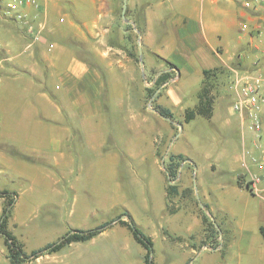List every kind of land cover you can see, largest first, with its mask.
<instances>
[{
    "label": "crops",
    "instance_id": "1",
    "mask_svg": "<svg viewBox=\"0 0 264 264\" xmlns=\"http://www.w3.org/2000/svg\"><path fill=\"white\" fill-rule=\"evenodd\" d=\"M245 1L126 0L124 21L119 0H27L21 20L0 0V175L27 182L23 214L32 207L41 215L39 225L16 231L15 194L8 230L30 254L111 223L22 264L65 253L84 264L93 253L86 246L103 237L110 260L144 264L146 250L117 222H128L125 214L150 238L152 264H264V185L257 194L245 187L264 171V130H251L231 108L245 83L264 79V0ZM145 71L151 86L167 79L149 102ZM205 72L209 118L190 121L217 125L221 151L207 150L205 164H196L174 146ZM105 102L107 148L95 151ZM223 108L235 119L222 120ZM169 156L184 160L177 167ZM226 160L231 170L222 177ZM168 169L177 171L170 194ZM99 212L107 222L90 224ZM0 253L9 264L1 236Z\"/></svg>",
    "mask_w": 264,
    "mask_h": 264
},
{
    "label": "rangeland",
    "instance_id": "2",
    "mask_svg": "<svg viewBox=\"0 0 264 264\" xmlns=\"http://www.w3.org/2000/svg\"><path fill=\"white\" fill-rule=\"evenodd\" d=\"M119 2H120L119 4H120V9H121L122 8V1L119 0ZM145 77H146L144 79L145 85L146 86L148 85L149 87L154 89V86H151L149 84L151 77H149V75L147 74L146 71H145ZM146 86H145V90L147 89ZM146 93H147V91H146ZM151 97H149V95L147 93V97H146L147 102L150 101ZM102 108H103L102 111H103L104 115H101V116L96 118L97 119V122H96L97 145H96L95 151H102L99 148V147H101V144H104L105 148H107V102L103 103ZM221 116H222V120H225V118L228 120H233V118L235 117V116H232V117L229 116V114L227 113L226 110H224V108H223V110H221ZM115 117H116V113H114L112 115L111 119L114 120ZM220 122L221 121H219L218 123L220 124ZM216 128H217V125H211V124L205 122L204 120H200V122H199V120H193V121H190L189 123L183 124V132H182L180 138L177 140V142L174 146V149L185 152L188 155V158L190 160L194 161L196 164H200V163L205 164V162H206L205 159L207 158V154H206L207 150L212 151L213 156H215V153L217 151H221L220 147H218L219 146L218 140L220 141V138H219L218 131ZM234 137H236V136L234 135ZM234 139L236 140V138H234ZM232 140L233 139H230V141H232ZM232 143H235V141ZM79 149H84L82 143H80ZM236 156H238V153ZM230 159L232 160V162H235V156L231 157V155H230L228 160L231 161ZM188 166H190V165H188ZM230 167L231 166L227 164V160H226L225 164L222 166V168L220 170L219 176L227 177L228 176V170L229 169L231 170ZM7 180H8V178L4 174L0 175V185H1V182H4V184H5L4 188H6L7 193H11L10 192L11 190H13L15 192V193H11V196H10V197H12L13 201L15 199V194L21 195V199H20V201H18L16 211L14 212L15 213L14 216H16L15 220H17L15 230L21 231V229H23V227H32L33 228L35 225H39L41 223V215L39 212L35 213L36 210L34 208L31 207L29 210L26 211V212H29V214H27V215L23 214V209L27 206H30V205L25 204V196H26V192L28 190L27 189L28 183L25 181H22L19 178L10 179L9 181H7ZM198 180H200V175H198V177H197V183H198ZM215 217H217V215H215ZM107 218H109V216H107V212H99V213L95 214L93 217H90L89 223L90 224H93V222H96V223L97 222H103L104 223V222H107ZM217 219L219 221V217H217ZM103 223H101V224H103ZM228 226L229 225H227L226 227H228ZM65 235H67V234H65ZM65 235H62V237ZM42 237H43L42 242H44L46 239L44 236H42ZM62 237H59V239H61ZM59 239H57V240L54 239L53 243L57 242ZM86 249H90V251L93 253L91 254L90 262H88V259L86 258L87 262L84 264H117V262L110 260V257L107 256V243L105 242V237L96 240L95 243L92 245L86 246ZM65 254H66V256H65ZM65 254L64 255L62 254L60 256L59 260L46 261L44 259V260H41L40 262H38L37 264H70L69 254H67V253H65ZM93 254H94V256H93ZM4 261L7 262L4 259L3 255H1V253H0V264L4 263ZM32 264H35V263L32 262ZM242 264H246V261L243 260Z\"/></svg>",
    "mask_w": 264,
    "mask_h": 264
},
{
    "label": "trees",
    "instance_id": "3",
    "mask_svg": "<svg viewBox=\"0 0 264 264\" xmlns=\"http://www.w3.org/2000/svg\"><path fill=\"white\" fill-rule=\"evenodd\" d=\"M211 72H205V78L203 82V90L199 97V103L198 106L190 111H187L185 113V122H188L192 120L196 115L203 116L205 118H209V111L212 104V98L208 97V89L206 86L208 85V78L210 77ZM213 74V73H212ZM166 77L159 76L157 80L154 83V89L147 88L146 91L149 95V97L152 96L155 89L163 84L166 81ZM157 111L160 116L167 119H172V114L163 108H157ZM184 159L181 156H169L168 161L171 163H174L176 161V164L179 163V161H183ZM175 164V163H174ZM169 171V176L171 179H175L176 172L172 170ZM175 186H168L169 194L173 190ZM11 194L7 192H0V199L4 198V206L2 208V213L0 216V236L4 240V244L6 247L7 252V258L9 260V264H22L24 262H28L31 260H35L41 256L44 255H50L53 253H56L60 251L63 247H65L67 244H70L72 242H85L93 237L100 234L105 228L111 225V223L107 225H103L100 227H97L95 229L87 230V231H75L73 233H69L65 236H63L61 239H59L55 243H51L46 245L45 247L33 251L30 254L24 253L22 250L21 244L17 241V239L9 232L7 223L10 216V209L14 204V201L12 197H10ZM128 218V222H123L120 219H117V222L120 224H124L128 227V229L131 231L135 241L140 244L145 250L146 255L144 257V264H152L151 260V252H152V243L149 237L145 236L131 221L130 216L125 214Z\"/></svg>",
    "mask_w": 264,
    "mask_h": 264
},
{
    "label": "built area",
    "instance_id": "4",
    "mask_svg": "<svg viewBox=\"0 0 264 264\" xmlns=\"http://www.w3.org/2000/svg\"><path fill=\"white\" fill-rule=\"evenodd\" d=\"M2 2L5 3L9 11L15 12V18L17 20L23 18L22 14L17 12V9L25 4L27 0H14L13 2H5V0H2ZM244 6L250 7V1H245ZM231 108L235 113L248 117L250 120L249 128L251 130L257 133L262 132V130H264V79L255 77L245 83L239 97L232 103ZM182 162L183 161H179L177 164L176 161L174 162L175 164L169 163L178 167ZM175 172L177 174V171ZM167 174L169 186H174V179L170 178L169 171ZM259 184L264 185V171L258 175L252 176L248 182H246L245 187L251 194H257V186Z\"/></svg>",
    "mask_w": 264,
    "mask_h": 264
},
{
    "label": "water",
    "instance_id": "5",
    "mask_svg": "<svg viewBox=\"0 0 264 264\" xmlns=\"http://www.w3.org/2000/svg\"><path fill=\"white\" fill-rule=\"evenodd\" d=\"M125 10H126V0L123 1L122 12H121V17L124 21H125ZM180 129H181V125H180Z\"/></svg>",
    "mask_w": 264,
    "mask_h": 264
}]
</instances>
